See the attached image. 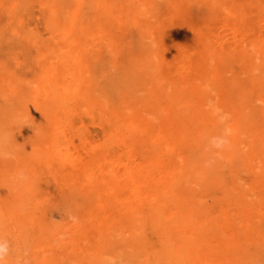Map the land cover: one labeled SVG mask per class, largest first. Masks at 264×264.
<instances>
[{
	"label": "rangeland",
	"instance_id": "rangeland-1",
	"mask_svg": "<svg viewBox=\"0 0 264 264\" xmlns=\"http://www.w3.org/2000/svg\"><path fill=\"white\" fill-rule=\"evenodd\" d=\"M5 264H264V0H0Z\"/></svg>",
	"mask_w": 264,
	"mask_h": 264
},
{
	"label": "clouds",
	"instance_id": "clouds-1",
	"mask_svg": "<svg viewBox=\"0 0 264 264\" xmlns=\"http://www.w3.org/2000/svg\"><path fill=\"white\" fill-rule=\"evenodd\" d=\"M9 255V245L6 241L0 240V264H5Z\"/></svg>",
	"mask_w": 264,
	"mask_h": 264
}]
</instances>
